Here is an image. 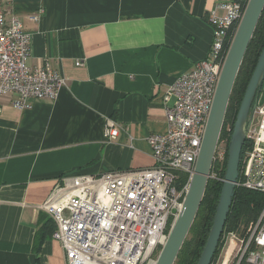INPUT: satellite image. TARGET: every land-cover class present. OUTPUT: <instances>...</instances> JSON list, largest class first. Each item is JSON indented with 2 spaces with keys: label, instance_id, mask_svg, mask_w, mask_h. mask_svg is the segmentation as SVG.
Instances as JSON below:
<instances>
[{
  "label": "crops",
  "instance_id": "1",
  "mask_svg": "<svg viewBox=\"0 0 264 264\" xmlns=\"http://www.w3.org/2000/svg\"><path fill=\"white\" fill-rule=\"evenodd\" d=\"M227 1L3 0L32 35L29 66L48 63L65 84L27 109L0 96V264H67L51 235L39 262L34 251L63 178L153 166L148 137L168 130V92L209 57V15Z\"/></svg>",
  "mask_w": 264,
  "mask_h": 264
},
{
  "label": "built area",
  "instance_id": "2",
  "mask_svg": "<svg viewBox=\"0 0 264 264\" xmlns=\"http://www.w3.org/2000/svg\"><path fill=\"white\" fill-rule=\"evenodd\" d=\"M249 1L229 0L211 11L210 55L171 86L167 97L176 101L166 111L168 130L148 137L151 168L77 175L55 186L41 209L55 225L52 238L67 264H156L153 257L165 246L190 189L222 70ZM31 48V33L0 0V96L14 94L18 109L29 108L32 100L57 99L65 84L48 63L29 66ZM244 133L249 145L237 187L264 193V85ZM105 136L116 137L112 121ZM225 156L226 143L219 141L214 161ZM181 174L188 182L179 190ZM210 178L217 176L211 172ZM214 264H264V209L243 235H223Z\"/></svg>",
  "mask_w": 264,
  "mask_h": 264
},
{
  "label": "water",
  "instance_id": "3",
  "mask_svg": "<svg viewBox=\"0 0 264 264\" xmlns=\"http://www.w3.org/2000/svg\"><path fill=\"white\" fill-rule=\"evenodd\" d=\"M264 11V0H250L230 47L218 83L214 103L204 135L201 153L190 189L169 238L156 264H175L195 222L211 177L213 162L234 85L254 32ZM264 85V50L248 84L228 147V164L213 227L198 264H212L225 232V226L240 177L243 148L247 138L244 126L256 96Z\"/></svg>",
  "mask_w": 264,
  "mask_h": 264
},
{
  "label": "trees",
  "instance_id": "4",
  "mask_svg": "<svg viewBox=\"0 0 264 264\" xmlns=\"http://www.w3.org/2000/svg\"><path fill=\"white\" fill-rule=\"evenodd\" d=\"M264 50V11L259 20L253 38L248 47L247 53L243 60L239 74L237 76L234 89L229 101L222 132L220 135V143H226V156L223 161L216 159L213 162L212 174H216L217 178H210L205 190L204 198L198 211L195 222L190 233L178 255L175 264H198L201 255L206 246L209 234L213 227L216 209L219 204L221 191L225 182V175L228 164V147L231 136L237 120V115L244 99L246 89L257 66L258 60ZM248 143L243 148L242 161L248 149ZM242 161L240 170L242 168ZM188 182V176L181 174L178 182L179 190ZM264 209V193L237 187L233 203L228 215L224 234L236 232L243 235L250 223L256 220ZM43 220V218H42ZM55 230V225L51 219L45 220L43 226L38 230L34 251L39 262L41 247ZM223 247V237L219 244L212 264L217 260Z\"/></svg>",
  "mask_w": 264,
  "mask_h": 264
},
{
  "label": "rangeland",
  "instance_id": "5",
  "mask_svg": "<svg viewBox=\"0 0 264 264\" xmlns=\"http://www.w3.org/2000/svg\"><path fill=\"white\" fill-rule=\"evenodd\" d=\"M161 250H162V248H161L157 253H155V255H154V257H153L154 262H157L158 257H159V255H160V253H161ZM218 257H219V256H218Z\"/></svg>",
  "mask_w": 264,
  "mask_h": 264
}]
</instances>
